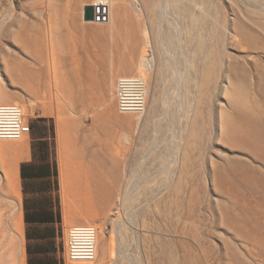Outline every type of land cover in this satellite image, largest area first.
<instances>
[{
  "label": "rangeland",
  "instance_id": "rangeland-1",
  "mask_svg": "<svg viewBox=\"0 0 264 264\" xmlns=\"http://www.w3.org/2000/svg\"><path fill=\"white\" fill-rule=\"evenodd\" d=\"M91 1L0 0V104L24 107L30 129L20 139H12L26 146L22 152L26 154L18 163L23 241H15L10 262L7 255L12 240L6 231H0V264H21L22 258L28 264L20 167L32 160V142L41 136L49 142L48 159L55 164L56 176L55 183L53 177L49 179L48 192L37 197L42 203L51 199L52 209L59 207L60 222L54 227L61 231L59 249L45 257L53 256L60 264H74L67 257L68 232L73 226L91 224L99 235L96 257L89 264H264V239L260 233H242L222 218L225 214L221 210H228L227 207L230 212L232 206L240 207V203L220 191L212 176L217 164L226 167L227 160L232 158L264 172V164L249 153L223 144L214 127L219 107H227L217 87L221 82L219 64L224 67L229 56L253 63L250 54L255 52L245 48L236 31L248 24L264 37L245 13L252 5L264 8V0L113 1L110 20L103 26L113 27V10L121 5L123 31L134 27L140 37V41L130 44L129 54L122 60L123 71L115 76L113 88L107 90L106 96L115 114L131 115V120L111 124L105 132H99L101 137L108 133L105 156L119 167L116 172L107 171L115 190L111 200L106 206L101 204L91 217L82 215L65 222L59 179L58 119H85L77 128L83 135L94 132L86 119L93 113L104 112V91L96 98L101 104L89 105L90 109L72 104L73 90L61 95L51 80L50 43L54 45L48 40L56 29L53 18L82 19V6ZM257 53L264 58V52ZM142 54L153 63L142 64ZM206 58L213 61L216 75L201 89L199 69L203 61L209 63ZM139 75L147 84V108L143 113H121L117 109L116 81L119 77ZM27 77L31 80L27 81ZM86 90L78 92L88 93ZM260 194H250L247 203L253 220L262 224L264 192ZM257 200L263 202L260 207ZM242 210L247 214L246 209ZM230 214L236 216L240 211Z\"/></svg>",
  "mask_w": 264,
  "mask_h": 264
},
{
  "label": "bare ground",
  "instance_id": "bare-ground-1",
  "mask_svg": "<svg viewBox=\"0 0 264 264\" xmlns=\"http://www.w3.org/2000/svg\"><path fill=\"white\" fill-rule=\"evenodd\" d=\"M113 12L112 22L121 20L119 6H115ZM245 13L249 17L251 24L256 25L264 33V8L261 9L252 5L245 9ZM236 32L241 36L245 48L255 52L254 55L250 54L253 58V63L247 64L238 58L230 56L227 58L224 67L220 62L218 69L221 82L217 86L216 81L215 86L220 88L222 96L226 99L227 107H219L218 116L214 119V127H217L219 140L227 147L245 151L253 159L264 164V58H262V53H257L260 51L264 52V37L248 24H242L237 28ZM144 40L148 44L146 37ZM48 41H53V38ZM50 46L53 51L51 43ZM206 60L209 63L203 61L199 69L201 89L208 82H212L216 75L215 67L212 68L213 61H210L209 58H206ZM141 61L142 64L144 61L150 64L153 63L151 58L148 59L143 54ZM141 74L143 75L144 73L142 72ZM142 78L145 80L144 77ZM26 80L29 81L31 79L28 78ZM51 80L53 81V75ZM86 91L88 93L94 92L91 88ZM50 92L53 95V90ZM35 93L38 92L35 91ZM39 94L42 93L40 92ZM103 94L105 108L102 115L106 120L98 123L104 132L111 124L129 123L131 115L119 116L115 114L111 101L106 97L108 91H104ZM20 108L24 114V107L20 106ZM63 118L62 116L58 119L57 139H59V151L61 153L59 164L63 190V216L65 222H70L80 218L82 215L91 217L98 208L102 207L101 204L106 206L109 203L115 190L113 183L109 180L110 176L107 171L116 172L119 167L116 166L115 161L110 159H107L103 170L93 168L94 166L86 164L82 159H70L68 151L74 146L72 147L69 141L70 131ZM108 139L109 135L106 132L104 141L107 143ZM25 147L23 142L12 139H0V165L2 167V179L0 180V231H6L9 234L8 238L12 240L10 253L7 255L10 262L13 259V245L18 238L21 240L22 237L18 163L26 154L25 152L22 154ZM212 176L215 186L220 191L227 193L229 197L240 203H237L240 207L232 206L231 208L236 213L240 211V214H235L236 216L230 214L232 211L229 212L227 207L225 209L228 210H221L225 214L222 217L225 218V223L232 226L235 230H241L242 233L246 231L247 234L255 236L260 233V237L264 239V221L259 224L253 220L247 203L250 194L256 192L262 194L264 192V172L251 168L237 158H232L227 160L226 167H221L217 164L213 169ZM231 200L233 201V199ZM260 202V200H257L258 207L263 204V202L262 204ZM237 208L240 209L237 210ZM242 208L247 210V214ZM73 228L74 230L70 229L68 232L71 238H83L87 243H91L94 248V258L91 260L78 259L72 261H74V264H89L96 257L98 230L91 224H80L73 226ZM164 246L165 244L162 243V247ZM1 262L4 263L3 260ZM21 264H23L22 260Z\"/></svg>",
  "mask_w": 264,
  "mask_h": 264
},
{
  "label": "crops",
  "instance_id": "crops-1",
  "mask_svg": "<svg viewBox=\"0 0 264 264\" xmlns=\"http://www.w3.org/2000/svg\"><path fill=\"white\" fill-rule=\"evenodd\" d=\"M83 6L81 9L82 19L76 16L53 18V26L56 27L55 32H53V85L55 84L56 89L61 91V95L62 93L66 95L70 90H73L72 104L76 107L90 109L92 107H89V105L98 106L101 104L100 100L96 101V98L100 97L101 91L113 88L115 76L123 71L122 60L129 54L130 44L140 41V37H138L137 30L134 27L133 30L126 29L123 31L121 20L114 22L113 27L110 29H106L103 26L107 22L93 23L85 21L82 13ZM117 6H119V10L122 9L121 5ZM123 48L126 49L125 53ZM89 88L93 89L94 92L90 94L75 92ZM103 120L105 121L106 119L102 113L91 114L86 121L91 123L92 130L94 129L95 131L83 135V131L77 126H79L78 123L80 121H85V119L67 116L63 118L70 131L69 141L72 147H75V149L73 147L68 151L70 159H82L86 164L94 166L93 168L95 169L103 170L105 168L106 161L110 158L105 156L108 153L107 149H105L107 147L104 144V137L99 135L103 128L98 122ZM59 179L61 192H63L60 164ZM19 208L22 213L21 198ZM58 237L56 238L57 244Z\"/></svg>",
  "mask_w": 264,
  "mask_h": 264
},
{
  "label": "trees",
  "instance_id": "trees-1",
  "mask_svg": "<svg viewBox=\"0 0 264 264\" xmlns=\"http://www.w3.org/2000/svg\"><path fill=\"white\" fill-rule=\"evenodd\" d=\"M49 142L43 136L35 138L32 142V160L23 162L20 167V175L23 180L24 193V219L27 223L26 251L28 264H60L53 256L60 247L56 242L61 231L54 227L60 222L59 207L52 209L53 202L42 203L37 195L48 192L49 179L56 176V167L48 159ZM55 183V179H54ZM28 186V188H26ZM53 188L56 189V186ZM30 194V196H28ZM48 205V206H47ZM50 205V206H49ZM49 207L47 209V207Z\"/></svg>",
  "mask_w": 264,
  "mask_h": 264
},
{
  "label": "built area",
  "instance_id": "built-area-1",
  "mask_svg": "<svg viewBox=\"0 0 264 264\" xmlns=\"http://www.w3.org/2000/svg\"><path fill=\"white\" fill-rule=\"evenodd\" d=\"M114 0H92L93 19L89 22L105 23L111 15V4ZM117 109L121 113H143L148 105L147 84L140 76L119 77L116 81ZM19 105L15 103L0 104V139H19L29 133ZM74 230V228H72ZM67 257L72 260H91L94 248L83 238L74 239L67 235Z\"/></svg>",
  "mask_w": 264,
  "mask_h": 264
},
{
  "label": "water",
  "instance_id": "water-1",
  "mask_svg": "<svg viewBox=\"0 0 264 264\" xmlns=\"http://www.w3.org/2000/svg\"><path fill=\"white\" fill-rule=\"evenodd\" d=\"M83 19L90 21L93 19V7L89 4L83 6Z\"/></svg>",
  "mask_w": 264,
  "mask_h": 264
}]
</instances>
